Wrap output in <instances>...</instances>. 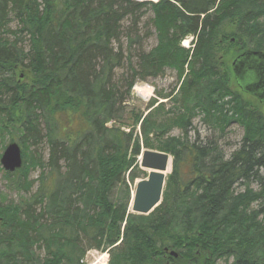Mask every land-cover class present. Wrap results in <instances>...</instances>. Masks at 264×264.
<instances>
[{
    "label": "trees",
    "instance_id": "obj_1",
    "mask_svg": "<svg viewBox=\"0 0 264 264\" xmlns=\"http://www.w3.org/2000/svg\"><path fill=\"white\" fill-rule=\"evenodd\" d=\"M246 51L264 53V0H0V130L24 161L5 171L21 198L0 196V264H84L92 250L109 264H264V105L232 71ZM168 70L177 108L128 115L137 83ZM200 116L217 140L192 139ZM235 124L227 158L219 140ZM143 150L173 159L147 216L130 213L127 183Z\"/></svg>",
    "mask_w": 264,
    "mask_h": 264
},
{
    "label": "rangeland",
    "instance_id": "obj_2",
    "mask_svg": "<svg viewBox=\"0 0 264 264\" xmlns=\"http://www.w3.org/2000/svg\"><path fill=\"white\" fill-rule=\"evenodd\" d=\"M157 2L160 0H156ZM153 18L151 11L145 12V16L142 20V24L140 25V30H141V36H145V34H149L148 37H146L144 41V48L146 51H150L151 49L155 48L157 46V38L155 36L154 29L151 25V19ZM188 41L189 45L187 50L193 48V37H189L183 41L184 42ZM126 42V41H125ZM127 43V42H126ZM127 45V44H126ZM181 84L178 82L177 78V73L172 70H168L163 78H158V79H151L148 80L147 82H139L133 89L130 98L127 100L126 104H128V115L130 112L133 110L139 112V113H144V116H146L149 112L148 109V104L152 101H156L158 106L159 104H165L167 105V110L170 108H177L176 104H172V101L167 100V96L173 92V97L174 98L177 95L178 88ZM136 87L139 88H144L148 91H150L149 96H145V94H139L137 92ZM149 88V89H148ZM127 115V113H126ZM129 131V130H128ZM137 131H139V127L137 128ZM197 135H199L200 139L203 141H213L217 140L218 138L213 134L212 130H210L208 127H206L202 121H201V116L197 117L193 121V130L191 132V137L194 140ZM182 136V131L180 129H175L171 134L170 137L174 138H179ZM244 136V129L235 124L233 125L227 132L226 136L223 138H219V144L223 148L225 155L227 158H229L234 151H236L242 142ZM11 143L9 135L6 133L1 132L0 130V196L4 197V199L7 200H14L18 201L21 198V194L17 193L16 191H13L9 188L8 183L5 179V170L3 169L1 165V159L2 156L7 148V146ZM42 149V148H41ZM153 151V150H149ZM158 152V151H156ZM149 170L148 171H143L140 173V176L135 180V183L131 184L130 180L127 179V183L130 186L131 189V199L132 195L135 192L136 186L140 181L147 180L149 178ZM262 176H264V169L261 171ZM170 175V174H169ZM168 175V176H169ZM38 176L37 173H34L32 175V178H36ZM166 189V187H165ZM239 191H242L243 188H239ZM252 190L256 191L258 190V183L253 182L252 183ZM165 192V191H164ZM163 202V200H162ZM162 204V203H161ZM160 204V205H161ZM159 205V206H160ZM158 206V207H159ZM157 207V208H158ZM156 208V209H157ZM155 209V210H156ZM154 210V211H155ZM153 211V212H154ZM152 212V213H153ZM104 255H107V261L109 264L110 262V254L109 251H97V250H92L90 251L84 260L82 261L84 264H102V257ZM232 263V260H229V264ZM225 264V263H221Z\"/></svg>",
    "mask_w": 264,
    "mask_h": 264
},
{
    "label": "water",
    "instance_id": "obj_3",
    "mask_svg": "<svg viewBox=\"0 0 264 264\" xmlns=\"http://www.w3.org/2000/svg\"><path fill=\"white\" fill-rule=\"evenodd\" d=\"M232 71L241 91L264 104V53L244 52L232 63ZM140 161L142 169L149 170L150 173L147 180L140 181L136 186L131 212L147 216L162 203L167 182L166 174L169 169L172 170V158L166 153L146 150ZM1 164L9 173L23 167L22 150L18 144L12 143L6 148ZM171 255L177 257L175 252Z\"/></svg>",
    "mask_w": 264,
    "mask_h": 264
},
{
    "label": "bare ground",
    "instance_id": "obj_4",
    "mask_svg": "<svg viewBox=\"0 0 264 264\" xmlns=\"http://www.w3.org/2000/svg\"><path fill=\"white\" fill-rule=\"evenodd\" d=\"M133 1H135V2H137V3H148V2H151V3H158L156 0H133ZM188 45H189V43H188V41H186V42H184V44H183V47L184 48H188ZM135 88V87H134ZM133 88V89H134ZM149 89V88H148ZM135 90H137V92L139 93V94H145V96L147 97V96H149L151 93H150V91H148V90H146V89H144V88H137L136 87V89ZM133 91V90H132ZM12 143H16V144H18L19 145V143H17V142H12ZM12 143H10V144H12ZM9 144V145H10ZM8 145V146H9ZM7 146V147H8ZM20 146V145H19ZM20 148H21V146H20ZM21 150H22V148H21ZM22 154H23V151H22ZM170 172H171V169H169L168 170V172H167V177H168V175L170 174ZM130 213H131V207H130ZM107 259V255H104L103 257H102V259H101V261H102V264H107L108 263V261L106 260Z\"/></svg>",
    "mask_w": 264,
    "mask_h": 264
},
{
    "label": "flooded vegetation",
    "instance_id": "obj_5",
    "mask_svg": "<svg viewBox=\"0 0 264 264\" xmlns=\"http://www.w3.org/2000/svg\"><path fill=\"white\" fill-rule=\"evenodd\" d=\"M253 99H255V98H253Z\"/></svg>",
    "mask_w": 264,
    "mask_h": 264
}]
</instances>
